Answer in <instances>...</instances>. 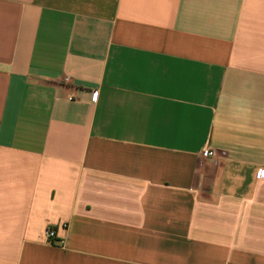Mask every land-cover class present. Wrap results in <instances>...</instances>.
I'll use <instances>...</instances> for the list:
<instances>
[{
  "label": "crops",
  "instance_id": "1",
  "mask_svg": "<svg viewBox=\"0 0 264 264\" xmlns=\"http://www.w3.org/2000/svg\"><path fill=\"white\" fill-rule=\"evenodd\" d=\"M262 170L264 0H0V264H264Z\"/></svg>",
  "mask_w": 264,
  "mask_h": 264
},
{
  "label": "built area",
  "instance_id": "2",
  "mask_svg": "<svg viewBox=\"0 0 264 264\" xmlns=\"http://www.w3.org/2000/svg\"><path fill=\"white\" fill-rule=\"evenodd\" d=\"M223 153H225V152H223ZM201 154H202V157H204V158H214V159H216L215 150L213 148L209 147V146L205 147L202 150ZM259 177H264V170L260 171ZM45 233H46V237H47L48 241H50L51 243H52V240L57 238L56 230L53 227H48ZM57 242H59L58 244H60V245H63V243H64L63 240H59Z\"/></svg>",
  "mask_w": 264,
  "mask_h": 264
}]
</instances>
